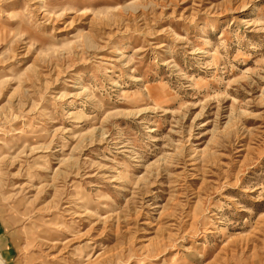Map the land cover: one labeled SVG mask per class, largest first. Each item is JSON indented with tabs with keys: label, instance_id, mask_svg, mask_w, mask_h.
Here are the masks:
<instances>
[{
	"label": "rangeland",
	"instance_id": "1",
	"mask_svg": "<svg viewBox=\"0 0 264 264\" xmlns=\"http://www.w3.org/2000/svg\"><path fill=\"white\" fill-rule=\"evenodd\" d=\"M3 264H264V0H0Z\"/></svg>",
	"mask_w": 264,
	"mask_h": 264
},
{
	"label": "bare ground",
	"instance_id": "2",
	"mask_svg": "<svg viewBox=\"0 0 264 264\" xmlns=\"http://www.w3.org/2000/svg\"><path fill=\"white\" fill-rule=\"evenodd\" d=\"M0 264H3V263H1V261H0Z\"/></svg>",
	"mask_w": 264,
	"mask_h": 264
}]
</instances>
